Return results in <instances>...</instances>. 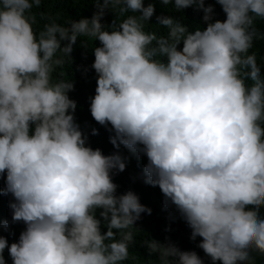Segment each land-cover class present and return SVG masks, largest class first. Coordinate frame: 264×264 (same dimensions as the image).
<instances>
[{
    "label": "clouds",
    "instance_id": "9594fccd",
    "mask_svg": "<svg viewBox=\"0 0 264 264\" xmlns=\"http://www.w3.org/2000/svg\"><path fill=\"white\" fill-rule=\"evenodd\" d=\"M159 3L205 27L155 15L159 33L145 31L153 3L96 0L90 19L36 32L41 0H0V229L15 241L0 236V264H147L137 232L154 264L264 257V74L250 52L264 0H215L223 21L205 0ZM105 10L124 18L102 25ZM82 37L100 45L96 85L74 114V82L53 74ZM179 218L185 250L166 236Z\"/></svg>",
    "mask_w": 264,
    "mask_h": 264
},
{
    "label": "trees",
    "instance_id": "16d2710c",
    "mask_svg": "<svg viewBox=\"0 0 264 264\" xmlns=\"http://www.w3.org/2000/svg\"><path fill=\"white\" fill-rule=\"evenodd\" d=\"M144 2L145 5L148 3H153L155 5L154 17L149 21V24L145 25V31L159 33L162 27L155 24V15H171L176 19H180L190 30L196 27H205V24L201 20L202 13L195 11L192 8L176 12L171 5L167 8L163 7L159 3V0H144ZM95 3L96 0H41L40 7H33L31 10V15L35 18L33 30L39 32L43 25L48 22V17L55 18L57 23L62 25H67V23L72 20L78 21L81 18L90 19L92 15L97 12ZM205 4H213L214 20L223 21L225 19V14L222 12L220 6L215 4V0H205ZM123 18L124 17H114L112 12L105 10L100 22L102 25L108 26L112 23L113 19L119 23ZM254 26L257 28L258 32L261 33V36L259 39H254L253 47L250 49V52H255L257 63L261 66V72L264 74V21L256 20ZM98 46H100L98 41H93L87 37L78 38L76 44L73 45L71 63L67 62L62 69H57L53 74L55 79H71L74 82L73 91L68 93L69 98L74 100L77 105L74 114L81 111L85 97L90 98L91 93L95 90L96 79L92 78L95 72L91 68L94 56L91 48ZM78 68L79 70H77ZM84 69H87L86 73L84 72ZM77 99H79L78 104ZM0 181V189H2L4 187V178L2 175H0ZM146 194L147 198L152 201L153 197L150 192L147 191ZM9 203L8 196L0 194V222H2L5 216H7L5 209ZM174 225L175 228H173V233L166 236L176 234L178 241L177 246L181 250H185V248L191 244L189 239L190 229L181 218H179ZM157 235L155 240L162 243L165 242L164 234L157 233ZM0 236H4L9 244L15 242L12 238H9V231L5 232L3 229H0ZM149 237V234L146 232L135 233L130 251L133 252V255H137L141 259H144V261H147V264H154L155 257L148 255L147 249L144 247L143 243ZM5 252L7 253V250H5ZM252 255L255 259V264H264V257L256 255L255 253Z\"/></svg>",
    "mask_w": 264,
    "mask_h": 264
}]
</instances>
